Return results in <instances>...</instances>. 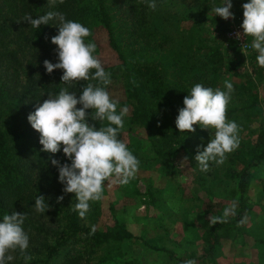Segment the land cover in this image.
Returning a JSON list of instances; mask_svg holds the SVG:
<instances>
[{"label": "rangeland", "instance_id": "374dc122", "mask_svg": "<svg viewBox=\"0 0 264 264\" xmlns=\"http://www.w3.org/2000/svg\"><path fill=\"white\" fill-rule=\"evenodd\" d=\"M201 1L155 0L156 8L153 10L147 6L149 0H116L111 10L116 18L117 37L131 65L156 68L175 97L185 92L188 94L196 83L224 90V81H230L234 91L226 109V114L230 112V116L226 119L239 125L240 142L245 143L254 137L260 125L264 127V67L258 65V53L250 46L253 37L241 36L239 40L247 44L244 48L238 40L226 34L235 26L239 27H236V33L243 32L240 27L242 4L248 0H231L230 11L234 18L222 19L224 40L217 36L211 21L215 14L213 7L222 6L223 0L205 3L211 9L199 24L196 17ZM63 2L60 11L57 9L59 0L55 5L45 0L53 11L63 13L66 19L90 29L91 35L85 38V43L96 44L93 55L100 60L104 70L111 73V83L106 90L113 100L119 102L117 113L124 107L128 109L123 117L122 140L141 158L139 168L128 184L114 183V178L105 181L101 199L89 201L85 216L78 215L82 226L99 230L112 228L116 219L139 239L107 243L90 250L74 245L75 253L74 250L72 252L77 259L69 264H171L173 259L169 257L167 249L177 256L194 252L195 257L202 258H193L195 264H264V160L250 168L252 175L245 199L251 205V212L240 227L241 232L232 231L224 236V232L217 228L216 234L222 235L218 239L220 244L215 247L210 259L204 257L212 240L211 234H205L211 226L210 217L218 213L222 215L223 209L236 201V194L231 193L234 182L223 173L231 153L227 154L222 165L210 163L209 170L202 172L194 157L197 146L207 144L211 129L194 125L196 131L188 133L184 145L166 155L169 148L177 145L175 139L168 138L169 125L155 116L148 136L133 111L125 104L120 64L102 28L94 23V3L90 0ZM11 4L9 8V1L0 0V27L3 29L0 36V129L4 131L13 155L24 157L22 161L25 164L34 165L35 160H32L29 151H20L21 145H30L42 151L40 134L31 127L27 115L47 99L48 93H57L64 87L72 88L75 82L66 85L61 81L62 69L53 70L52 76L45 71V59L58 62L57 46L52 43L53 57H46L35 50L26 21L22 20L21 9L14 10L15 3ZM48 26L51 35H56L58 28L52 24ZM8 54L13 55V59ZM81 82L99 83L92 79ZM25 90L29 91L27 95L23 94ZM140 91L147 98L143 87H140ZM177 105L178 108L184 106L183 97L177 100ZM86 111L91 113L92 110ZM87 120L100 127V121H94L91 117ZM154 149L161 150L165 157L155 158ZM43 152L46 153L43 157L45 163L52 165L50 157L61 163H70L62 151L55 154ZM54 167L58 173L57 167ZM35 171H38V167ZM57 184V197L63 195L60 201L62 208H70L76 203L74 194L64 193L63 185L60 182ZM205 210L208 213L204 215ZM52 211V207H49L44 214L35 210L28 214L30 220L41 222L47 229L44 236L43 232L36 231L32 226L24 227L29 235L27 254L31 257L38 253L37 249L45 239L53 240L59 214H51ZM151 245L165 249H154ZM8 255L12 256L8 264L25 262L18 249L10 251Z\"/></svg>", "mask_w": 264, "mask_h": 264}, {"label": "clouds", "instance_id": "9594fccd", "mask_svg": "<svg viewBox=\"0 0 264 264\" xmlns=\"http://www.w3.org/2000/svg\"><path fill=\"white\" fill-rule=\"evenodd\" d=\"M50 2L55 5L57 0ZM59 2L63 3V0ZM147 6L155 10V0H149ZM231 8V0H223L222 6H214L212 11L227 20L234 18ZM242 8L240 27L243 32H237L236 38L253 37L250 46L258 53V65L264 67V0H248L242 4ZM22 20L36 29L48 24L58 28L57 34L50 38L51 43L57 46L58 62L43 61L48 74L62 69L60 80L66 85L89 79L99 82L82 87L79 96L69 87L61 88L57 93H48L47 99L27 115L31 127L40 134L41 150L51 154L62 151L70 161L61 163L50 157L51 164L58 169V181L63 185V192L73 193L76 198L73 211L84 217L90 206L89 201L101 199L105 181L114 178V183L126 185L139 168L138 158L125 142L118 139L128 109L124 107L117 113L119 102L113 100L106 90L111 83V73L106 72L100 60L93 55L96 44L85 43V38L91 35L88 27L66 19L63 13L56 11L35 18L26 13ZM93 69L94 72L91 71ZM233 91V84L228 80L224 81V90L196 83L183 97L184 106L178 109L175 126L179 132H195L194 125H199L201 129H214L207 144L203 147L198 145L196 149L194 159L202 172L209 170L210 163L222 165L227 154L239 147V125L226 119V109ZM88 109L92 110L91 113L86 111ZM89 116L94 121L106 120L108 123L97 128L88 122ZM62 200L63 195L57 197L58 202ZM237 203L231 202L223 209L222 215L211 216L209 224L227 223L230 216H235ZM49 207L45 196H36L34 210L37 213L44 214ZM26 218L25 213L12 211L0 219V264H8L12 260L8 253L17 249L26 262L32 259L27 254L29 235L23 227ZM243 223L241 219L238 226ZM94 233L95 227H92L89 235ZM185 264H195V261L187 260Z\"/></svg>", "mask_w": 264, "mask_h": 264}, {"label": "trees", "instance_id": "16d2710c", "mask_svg": "<svg viewBox=\"0 0 264 264\" xmlns=\"http://www.w3.org/2000/svg\"><path fill=\"white\" fill-rule=\"evenodd\" d=\"M7 1H9V8L12 6L11 2H14L15 4L12 9L17 11L21 9L20 13L23 17L26 13L31 14L35 18L49 11H53L51 7L49 8L47 6L45 0ZM90 1L95 5L94 23L102 28L106 36V41L120 64L124 83L125 104L133 111L136 120L144 128L148 136L151 134L154 122L153 118L155 116L164 120L169 125L170 132L168 138L175 139L177 143L176 146L166 151V155L171 154L176 151L177 148L184 145L189 133L188 131L179 132L175 126V117L179 109L177 100L187 95V92L178 94V97H175L174 92L163 82L156 68L152 66L133 67L130 61L125 57L123 52L124 46L119 42L120 40L117 37V28L115 25L116 18L111 10V5H114L116 0ZM16 2L18 4H16ZM207 2L212 3V0H202L201 3H199L202 9L198 8L196 23L200 24L205 14L211 9L210 5H204ZM17 5H19V7H17ZM62 6L63 4L60 3L57 9L61 11ZM64 6L67 5L64 4ZM211 21L215 25L217 36L220 40H224L225 26L222 18L214 14L211 17ZM26 24L33 44H35L34 49L39 50L40 53L46 57H53V44L50 39L52 35L49 26L41 25L39 29H36L27 22ZM1 35H3V29L0 27V36ZM8 57L13 59V55L11 54H8ZM204 57L209 58L210 55H204ZM49 75L52 76L53 73ZM86 85L85 82H75L73 87L69 88V90L76 92L77 96H79L82 87ZM140 87L144 88L147 98L141 95ZM28 92V90H25L23 94L27 95ZM228 116H230V112L226 114V117ZM107 123L106 120L100 121V127L105 126ZM212 132H214V129L210 130V138ZM118 139L122 140L121 130L118 134ZM20 151L21 153L29 151L28 154L30 157L32 160H35L34 165L33 163L25 164V162L22 161L24 157H15V155H13L6 135L4 131L0 129V219H2L5 213L18 210L27 215L23 227L31 228L32 226L36 231L43 232L45 236L47 229L44 225H42L41 222L37 223L34 220H30L28 216L32 211L34 212V202L37 195L45 196L46 202L52 207L53 211L51 214L54 212V214H59L57 218V228L53 233V240L48 241L45 239L41 243L40 248L37 249L38 253L33 255L30 261H25L23 264H69L77 259V257L74 256L75 254L73 255V252L75 253L74 245L82 246V248H88V250H90L107 243L120 242L125 239H139L132 235L124 224L116 219L113 220L112 228L95 229V233L89 235L91 229L79 223V214L77 211H73L74 205L70 208H62L61 202L57 201V193L59 191L57 184V182H59L58 173L53 165L44 162L43 157L46 153L36 150L30 145H21ZM130 151L140 161L141 158L137 153L133 150ZM153 153L155 158L163 159L165 157L164 153L159 149H154ZM229 158V164L226 166L223 173L228 179L234 182L231 193H233V195L236 194L235 199L236 202H238V209H236L235 216L228 218L227 223H217L207 228L205 234H211L212 240L210 249H208L203 256L209 257V259L214 254L215 247L220 244L218 239L222 235L220 233L216 234L215 231L217 228L224 232V236L232 231L233 233H239L241 232L240 227L245 224L246 216L251 212V205L247 203L245 195L248 186H250V178L252 175L250 168L264 160V127L260 125L251 140L245 143L240 142L239 147L231 152ZM37 167L38 171L36 172L35 169ZM207 210L204 211V215L208 213ZM210 213L213 212L210 211ZM214 216H220V214H214ZM241 219L244 220V223L238 226V222L241 221ZM143 244L149 245L145 242H143ZM150 247L154 249H165L156 247L155 245H151ZM166 251H168L169 257L173 259L171 264H185L187 260H192L193 258L195 260L202 259L195 257L194 252L177 256L175 252L170 249Z\"/></svg>", "mask_w": 264, "mask_h": 264}, {"label": "built area", "instance_id": "2783aa9c", "mask_svg": "<svg viewBox=\"0 0 264 264\" xmlns=\"http://www.w3.org/2000/svg\"><path fill=\"white\" fill-rule=\"evenodd\" d=\"M239 28L238 26H235V27H232V28H230L228 31H227V36L228 37H230V38H232V39H236V40H238V42L244 47V48H246L247 47V44L246 43H244L242 40H239V39H237L236 38V36H235V34H236V29L237 28Z\"/></svg>", "mask_w": 264, "mask_h": 264}]
</instances>
